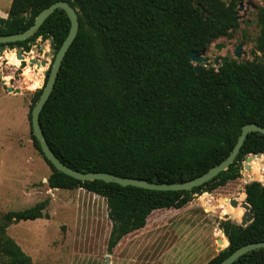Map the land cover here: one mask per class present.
<instances>
[{"label":"trees","instance_id":"obj_1","mask_svg":"<svg viewBox=\"0 0 264 264\" xmlns=\"http://www.w3.org/2000/svg\"><path fill=\"white\" fill-rule=\"evenodd\" d=\"M56 1L12 0L8 17L0 16V35L26 30ZM66 1L77 9L80 28L40 114L44 135L65 164L155 183L184 182L222 162L243 125L264 126V62L256 53L253 60L229 59L218 68L203 67L200 73L189 56L207 48L211 36L227 34L236 24L235 0ZM258 23L256 49L264 54V6ZM70 27L66 11L58 8L33 35L7 45L29 50L38 38H52L59 49ZM42 90L35 94V104ZM32 137L43 154L34 133ZM251 153H264L263 133H249L226 170L189 190L81 181L43 156L52 170L51 188H84L105 197L112 252L124 237L144 228L151 213L182 208L196 196L225 186ZM244 191L254 220L207 264H218L238 247L264 240V184L248 182L239 195ZM49 202L46 198L2 216L0 255L5 264H32V257L6 229L22 220L49 218L44 213ZM233 264H264V248Z\"/></svg>","mask_w":264,"mask_h":264},{"label":"rangeland","instance_id":"obj_2","mask_svg":"<svg viewBox=\"0 0 264 264\" xmlns=\"http://www.w3.org/2000/svg\"><path fill=\"white\" fill-rule=\"evenodd\" d=\"M247 1L245 10L238 13L244 23L251 19L250 39L237 37L231 43L246 40L241 62L253 60L255 53L264 62V54L256 49L260 32L258 17L255 13L251 15L254 7H249ZM252 1L256 3L255 8L264 6V0ZM10 5L11 0H0L1 8L9 9ZM217 43L229 42L214 38L203 67L218 68L222 64L220 57L226 49L219 51L215 48ZM19 49H8L0 56L1 77L13 90L20 89V92L8 91L0 81V223L6 212L25 209L49 198L44 211L49 218L44 215L35 220H22L6 229L32 257V264H207L218 255L219 247L229 246L234 234L244 228L241 223L244 214L239 215V211L245 213L241 203L246 196L239 200L238 206L232 205L231 199L241 198L239 193L252 180L264 184V173L259 176L252 161L251 167H246V159L225 186L196 196L182 208L151 213L144 228L124 237L109 252L112 221L105 197L84 188H51L48 177L52 170L34 145L30 115L34 96L43 87L54 61L53 43L50 39L38 38L31 50H21L27 57L25 67L11 61L9 53ZM31 58L37 60L34 65ZM216 59L219 64H215ZM43 60L47 61L46 65H42ZM220 233L228 236L229 243L219 241ZM5 260L0 255V264H5Z\"/></svg>","mask_w":264,"mask_h":264},{"label":"water","instance_id":"obj_3","mask_svg":"<svg viewBox=\"0 0 264 264\" xmlns=\"http://www.w3.org/2000/svg\"><path fill=\"white\" fill-rule=\"evenodd\" d=\"M58 8L64 9L70 19L71 27L69 30V33L67 37L64 39L62 45L57 50V53L55 54V59L53 62V66L50 70L48 80L46 84L43 87V91L32 108L31 111V128L36 136L43 154L45 157L59 170L63 173L72 176L76 179H79L81 181H90V180H103L105 182H116L121 185H134L142 188L147 189H156V190H189L192 189L194 186L202 185L213 178H215L221 171L226 170L231 163L236 159L242 145L244 144L247 136L251 132H260L264 134V126L259 125L257 123H247L243 125L241 134L233 147L230 154L219 164L211 167L208 171L203 173L202 175L195 177L191 180H187L184 182H174V183H155V182H149L144 179H137L134 177H123L119 176L112 172H103V171H80L77 169L72 168L71 166L65 164L53 151L51 148L48 140L46 139L41 122H40V114L41 111L45 105V103L50 98L58 75L59 70L61 67V63L64 60V57L69 50L70 46L76 39L79 28H80V21H79V15L76 8H74L68 1L66 0H59L48 7L44 8L36 17L35 22L29 26L25 31L19 32V33H12L7 35H0V56L2 55L3 51L6 50V44L10 42H17V41H23L33 35L43 24V22ZM1 25V23H0ZM50 41H52V38H50ZM214 41V37L211 36L209 39V43ZM53 48L56 49V45L53 44ZM18 57L22 58L23 55L21 53V49L17 51ZM237 55L241 56V49L240 47L237 49ZM191 60L193 63H198V65L195 66V70L197 73H200L202 71V63H205L208 61V58L204 57L200 51H192L189 54ZM226 59H223L222 61H225ZM34 62V61H33ZM215 64H219V60L216 59ZM42 65H46V60H43ZM27 65V62L25 60L22 61V67H25ZM34 65V64H31ZM39 65V64H38ZM47 75V73H46ZM8 91H14V92H20L19 88L12 89V87H7ZM264 153H251L249 156L246 157V167H251L250 165V158L252 156H261ZM255 181V180H252ZM259 181V180H257ZM251 182V181H250ZM263 184V183H262ZM240 201L237 198L231 199V204L234 206H238ZM242 207L245 208L244 216L242 217V225L244 227L248 226L255 218L254 213L252 212V206L247 201L244 200L241 203ZM228 217L229 215L226 214ZM219 241L222 243V239H219ZM259 248H264V240L262 241H255L250 242L247 244H244L240 247H238L236 250H234L229 256H227L225 259H223L218 264H233L236 260H238L242 255L255 250ZM220 251L223 249L219 247Z\"/></svg>","mask_w":264,"mask_h":264},{"label":"flooded vegetation","instance_id":"obj_4","mask_svg":"<svg viewBox=\"0 0 264 264\" xmlns=\"http://www.w3.org/2000/svg\"><path fill=\"white\" fill-rule=\"evenodd\" d=\"M235 2L237 3V5H236V8H235L232 12H233L234 15H235V21H236V24H234V25L230 28V30H229V32H228L227 34L221 35V36H219V37H214V36H213L215 39L225 38V39L229 42V43H217V44L215 45V48L219 49V51H220L221 49H226V53H225V55H221V57H220L221 60L226 59L225 61H227V60H229V59L240 61V60H241V56L239 57V56L237 55V49L240 47V49H241V55H242V53L244 52L245 41L250 39V34H249V33H250V30H251V25H250V24H251V19H248V21H246V22L244 23V20L241 19L240 15H239V13H238V12H241V11L243 12V11L245 10V6H244V4H245L246 0H235ZM255 4H256V3H253L252 0H248V1H247V5H248L249 7H251V6L254 7V11L251 13V15L255 13V14L257 15V17H258V11H259L260 8H255V7H256ZM248 23H250V24H248ZM24 31H25V30H24ZM237 37H241V38H245V37H246V40L242 39V40H240L239 42H236L235 44L231 43V41L236 40ZM36 41H37V40H36ZM36 41H35V42H36ZM228 44L230 45V47H227ZM32 46H33V45H32ZM32 46H31V48H32ZM15 48H21V50L24 51V52H28L29 50H31V48H30L29 50H26V49H25L24 47H22V46L9 47V46L6 44V50L3 51V53H2L1 56H3V55H4V52H6L8 49H15ZM210 48H211V43L208 45L207 48H205L204 50L201 51V53H202V55H203L204 57H207V55H205V54H206V52H207ZM57 50H58V49H57V47H56V49H55V52H56V53H57ZM11 51H12V50H11ZM22 51H21V53H22ZM207 53H209V51H208ZM16 54H17V51H16ZM17 55H18V54H17ZM22 55H23V57L25 56L23 53H22ZM53 58L55 59V56H54ZM26 59H27V57L25 56V59H23V60H25V61L27 62ZM54 59H53V60H54ZM23 60H22V61H23ZM22 61H21V63H22ZM33 61H34V62H33ZM225 61H222V63L225 62ZM36 62H37V60L31 58V64H34V63H36ZM53 62H54V61H53ZM53 62L51 63L52 65H51V67H49L50 69H49L47 75H46L45 78H44V85L46 84V82H47V80H48L50 70H51V68H52V66H53ZM46 63H47V61H46ZM21 65H22V64H21ZM13 78H14V76L10 77V79H13ZM0 81H2L4 85H6L5 79H3V78L1 77V75H0ZM44 85H43V87H44ZM7 87H8V86L6 85V89H7ZM43 87H42L41 89H43ZM42 91H43V90H42Z\"/></svg>","mask_w":264,"mask_h":264},{"label":"bare ground","instance_id":"obj_5","mask_svg":"<svg viewBox=\"0 0 264 264\" xmlns=\"http://www.w3.org/2000/svg\"><path fill=\"white\" fill-rule=\"evenodd\" d=\"M9 55H10V58H11V61L13 62V63H15V64H17L18 66L19 65H21L22 63H21V61L23 60V59H25V56L24 57H22V58H19L18 57V55H16V52H14V51H12V52H10L9 53ZM21 59V60H20ZM27 60V59H26ZM27 69H29V67L27 68ZM29 71V70H28ZM250 161H252V164L254 165V169L256 170V172H257V174L259 175V176H263V173H264V166L262 165V162L264 161V154L263 155H261V156H252L251 158H250ZM251 164V163H250ZM263 166V167H262ZM244 196H246V194L245 193H243L242 194V196H241V198H237L238 200H242L243 198H244ZM244 200V199H243ZM226 208V207H225ZM226 212V211H225ZM239 215H241V214H244V211L243 210H241L240 209V211H239ZM221 231V230H220ZM220 235V237H221V239H222V244L224 243V244H227V243H229V240H228V238L225 236V234L224 233H220L219 234ZM218 235V236H219ZM229 245V244H228Z\"/></svg>","mask_w":264,"mask_h":264},{"label":"crops","instance_id":"obj_6","mask_svg":"<svg viewBox=\"0 0 264 264\" xmlns=\"http://www.w3.org/2000/svg\"><path fill=\"white\" fill-rule=\"evenodd\" d=\"M11 3H12V0H11ZM10 7H11V5H10ZM9 9H5V8L0 7V16L4 17V18L8 17ZM244 193H245V191H244Z\"/></svg>","mask_w":264,"mask_h":264}]
</instances>
